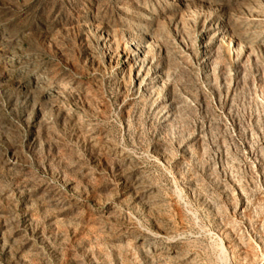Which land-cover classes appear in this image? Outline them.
<instances>
[{"label":"rangeland","instance_id":"374dc122","mask_svg":"<svg viewBox=\"0 0 264 264\" xmlns=\"http://www.w3.org/2000/svg\"><path fill=\"white\" fill-rule=\"evenodd\" d=\"M0 264H264V0H0Z\"/></svg>","mask_w":264,"mask_h":264}]
</instances>
